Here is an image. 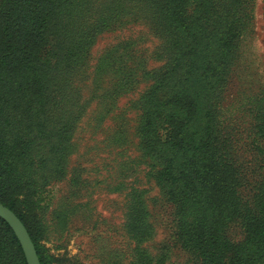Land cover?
Instances as JSON below:
<instances>
[{
  "label": "trees",
  "instance_id": "1",
  "mask_svg": "<svg viewBox=\"0 0 264 264\" xmlns=\"http://www.w3.org/2000/svg\"><path fill=\"white\" fill-rule=\"evenodd\" d=\"M241 1L137 0L129 8L128 0H0V202L27 227L41 264L50 261L32 225L33 205L62 176L76 122L53 89L58 81L66 88V73L81 69L98 33L138 19H149L164 40L158 57L165 65L149 73L153 83L140 99L139 134L149 174L173 204L179 238L199 264H264V185L255 210L235 207L238 177L220 153L212 100L244 33ZM115 61L122 60L108 55L98 72ZM116 72L125 78L117 90L130 89L133 69ZM256 110L264 135V95ZM146 205L135 191L128 228L138 240L152 229ZM236 212L246 236L234 243L224 223ZM0 264H28L1 216Z\"/></svg>",
  "mask_w": 264,
  "mask_h": 264
},
{
  "label": "rangeland",
  "instance_id": "2",
  "mask_svg": "<svg viewBox=\"0 0 264 264\" xmlns=\"http://www.w3.org/2000/svg\"><path fill=\"white\" fill-rule=\"evenodd\" d=\"M128 1L129 8L137 6ZM240 13L244 33L212 100L220 153L238 177L235 207L255 210L254 196L264 185L256 110L264 95V0H242ZM163 41L149 19L114 25L98 33L81 69L66 73L65 89L56 82L53 96L76 122L62 176L44 186L33 205L32 225L50 264H199L177 234L173 204L149 174L139 134L140 99L153 83L149 73L166 62L158 57ZM108 55L122 61L100 74ZM121 66L132 68L135 79L123 91L117 90L125 79L116 72ZM135 191L144 194L152 228L139 240L128 228ZM240 215L224 223V235L234 243L246 236Z\"/></svg>",
  "mask_w": 264,
  "mask_h": 264
},
{
  "label": "water",
  "instance_id": "3",
  "mask_svg": "<svg viewBox=\"0 0 264 264\" xmlns=\"http://www.w3.org/2000/svg\"><path fill=\"white\" fill-rule=\"evenodd\" d=\"M0 216L10 224L18 236L25 252L28 264H41V260L31 235L18 215L9 207L0 202Z\"/></svg>",
  "mask_w": 264,
  "mask_h": 264
}]
</instances>
